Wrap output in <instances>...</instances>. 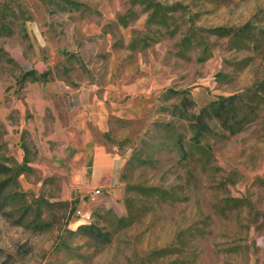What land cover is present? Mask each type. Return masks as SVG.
Wrapping results in <instances>:
<instances>
[{"label":"rangeland","instance_id":"374dc122","mask_svg":"<svg viewBox=\"0 0 264 264\" xmlns=\"http://www.w3.org/2000/svg\"><path fill=\"white\" fill-rule=\"evenodd\" d=\"M151 61L173 84L102 137L126 157L123 210L82 218L56 182L37 190L6 119L26 90ZM0 264H264V0H0Z\"/></svg>","mask_w":264,"mask_h":264},{"label":"crops","instance_id":"0c3cea01","mask_svg":"<svg viewBox=\"0 0 264 264\" xmlns=\"http://www.w3.org/2000/svg\"><path fill=\"white\" fill-rule=\"evenodd\" d=\"M210 63L213 72L220 69L217 60ZM139 69L101 88L89 83L76 88L62 83L31 86L24 102L6 115L7 121L15 118L19 123L15 128L23 146L19 164L37 175L31 183L37 190H47L56 182L60 200L82 218L99 205L123 210L121 175L126 157L105 145L102 137L111 132L113 121L144 118L175 80L167 67L154 61L142 62ZM257 174L260 166L253 176ZM95 190L101 195L84 198Z\"/></svg>","mask_w":264,"mask_h":264},{"label":"trees","instance_id":"16d2710c","mask_svg":"<svg viewBox=\"0 0 264 264\" xmlns=\"http://www.w3.org/2000/svg\"><path fill=\"white\" fill-rule=\"evenodd\" d=\"M251 28H252V24H251V22H248L245 25H243L241 28H239L237 30V32L238 33L242 32L243 34H246L248 37L251 38L252 37V35H250ZM232 31L233 30H231L229 28H227V29L226 28H216V29L213 30V33H216V34L220 33L221 37H223V36L231 35ZM245 38L246 37H243L242 39L244 40ZM247 39H249V38H247ZM31 75H32V73L25 74L24 78H27V77H29ZM42 77H43V75H42ZM238 97L239 96H237V95H233V96H230L228 98L220 97L218 99V101L212 102L208 107L202 109L199 118L202 120V117L204 116V114L207 112V110L209 108H211L213 111H215L217 114H219L220 117H223V115H225V110H226L225 103L226 102L234 103V101L237 100Z\"/></svg>","mask_w":264,"mask_h":264},{"label":"built area","instance_id":"2783aa9c","mask_svg":"<svg viewBox=\"0 0 264 264\" xmlns=\"http://www.w3.org/2000/svg\"><path fill=\"white\" fill-rule=\"evenodd\" d=\"M100 195H101V191L100 190H95V191L87 194L86 196H84V198H88V199L92 200V199H94V198H96V197H98Z\"/></svg>","mask_w":264,"mask_h":264}]
</instances>
